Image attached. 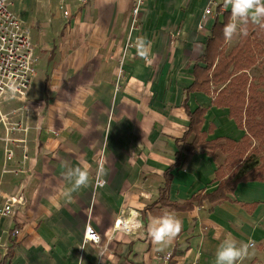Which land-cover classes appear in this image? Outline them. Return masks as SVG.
Returning <instances> with one entry per match:
<instances>
[{
    "label": "crops",
    "instance_id": "0c3cea01",
    "mask_svg": "<svg viewBox=\"0 0 264 264\" xmlns=\"http://www.w3.org/2000/svg\"><path fill=\"white\" fill-rule=\"evenodd\" d=\"M34 1L12 0L23 25L34 14ZM208 1L144 0L143 28L132 32L128 47L132 0H68V16L58 0L53 16L59 24L50 33L31 30L37 56L32 81L40 85L15 100L31 110L25 119L30 151L16 195L20 203L13 216L0 220V236L7 234L0 264H214L228 235L253 242L242 264H264V178L240 180L224 197L210 200L207 194L226 178L222 163L230 153L185 147L195 138L187 132L198 109L204 110L201 141L230 145L246 134L228 106L215 101L222 85L190 89L194 67L205 66L200 57L212 24L230 11L219 0L223 10L204 17ZM237 35L224 42L228 50ZM141 39L150 44V63L138 54ZM100 154V178L107 181L102 187L95 186ZM77 166L88 167L90 183L69 199L64 173ZM192 197L189 208L172 207ZM165 213L179 218L182 230L171 244L157 246L148 224ZM118 215L128 218L131 231L114 230ZM135 216L143 227H133ZM86 226L97 242H83Z\"/></svg>",
    "mask_w": 264,
    "mask_h": 264
},
{
    "label": "rangeland",
    "instance_id": "374dc122",
    "mask_svg": "<svg viewBox=\"0 0 264 264\" xmlns=\"http://www.w3.org/2000/svg\"><path fill=\"white\" fill-rule=\"evenodd\" d=\"M36 5L33 11V15L25 19V21L29 24L25 25L29 27V30L39 31L41 29H46L47 32H51L57 24H59V19L53 16L55 12L54 5L59 4L58 0H52L53 7H48L47 0H35ZM34 1V3H35ZM201 1V0H199ZM219 1V0H217ZM68 0H66L67 4ZM68 5V4H67ZM41 6V7H40ZM39 12L37 16V11ZM22 18V19H23ZM141 18V17H140ZM39 23V24H38ZM130 26V21H129ZM143 28L142 21L140 20L137 26V29L141 31ZM179 27L176 29V36L179 34ZM240 35L238 34L235 37L233 43H230V49L228 50L226 44L223 45L221 51L222 56H218L216 61H220L223 56L227 57L230 51L238 44L240 40ZM175 36V38H176ZM252 38V37H251ZM227 49V50H226ZM252 54L253 57L250 59V65H248L243 71L246 76L245 81H239L230 88H227L228 91L231 92L233 89L237 91H241L244 93V99L241 103L236 98L230 100L232 105L235 107L234 115L240 120L241 125L246 129V131H250V128L256 126L255 132L248 133V142L247 143H239L233 149L235 153L230 158L225 157L224 162L222 163V171L225 173L226 177L229 175H233L237 166H241L240 161L238 159H243L244 164L247 167H242L240 172L236 175H239L243 172L244 169L252 166L253 164L259 163L263 160L264 156V44L260 46H252ZM218 59V60H217ZM215 61V63H216ZM233 66L230 65L228 72L232 73ZM237 74H242V71H238ZM229 80L224 81L223 83L217 85L215 87L218 90L221 85L225 86ZM35 82V84H34ZM40 80L33 79L31 83V88L34 85L39 87ZM241 83L245 84L243 88ZM33 85V86H32ZM251 86L252 92L248 91V86ZM241 103V104H240ZM0 112L3 114L5 120L8 117L9 122H17L16 125L10 124L9 126L13 129L11 133H7V131L3 128L2 123L0 122V220L6 216H13L11 212L7 215H2L1 210L6 201H9L11 198L16 197L18 193H22L19 191V186L22 181L20 175L22 174V170L24 169V163L28 159L30 146H29V138H28V127L26 132L18 131L19 123L26 121V117L29 115L31 110L29 106H27L26 102H16L15 100H9L6 102H2L0 104ZM25 117V118H24ZM28 123V122H27ZM29 125V124H28ZM18 138V142H9L6 145V138ZM20 139H23L20 141ZM6 146L11 152L6 151ZM230 147V146H229ZM19 149L22 151L20 152ZM222 150V149H221ZM226 151H224L225 153ZM227 153V152H226ZM239 153H242L240 156ZM264 164L261 165L263 167ZM264 177V172L262 173ZM18 231L15 229L11 231L10 236L17 234ZM6 233L3 234V237L0 236V248L5 244ZM7 246V245H5Z\"/></svg>",
    "mask_w": 264,
    "mask_h": 264
},
{
    "label": "trees",
    "instance_id": "16d2710c",
    "mask_svg": "<svg viewBox=\"0 0 264 264\" xmlns=\"http://www.w3.org/2000/svg\"><path fill=\"white\" fill-rule=\"evenodd\" d=\"M229 18L230 11L224 14L222 20L216 19L212 24L210 28V33L205 41L203 53L200 57V60L205 64V66L201 67L196 65L194 67L195 80L190 89L194 88L206 91L210 84L216 87L224 81L229 80L228 83L218 91L215 101L219 105L228 106L230 110V115L234 118L235 122L238 125H241L240 120L235 116L236 114L234 115L235 107L232 105L230 100L236 98V100H239L242 103L244 99V93L233 89L230 96V91H228L227 88L229 86L231 88L239 80H242V82L245 81L244 78H246V76L243 70L251 64L250 59L253 57L252 46H260L264 44V26L249 22L246 25L247 34H241L238 44L230 51L228 56H223V58L217 62L216 58H218V56H222L221 49L225 42L223 36V27L226 23L229 22ZM230 65L233 66L234 71L232 73L228 72ZM238 71H242V74H237ZM241 86L244 88L245 84L241 83ZM248 91L252 92V88L250 85L248 86ZM203 111V109H198L191 114V123L187 135L190 132H194L195 138L191 143H187L185 145L188 152L197 146L209 147L212 150L220 147L223 151L229 152L230 155H228V158H231L233 156V153L235 152L233 149L230 148L234 147L236 144L239 143H247L248 133L250 134V132H255L256 126H253L252 128H250V131H246V134L242 137L240 142L235 143L230 140V145H221L216 143V141L214 140L201 141L200 136L198 134V128L202 121ZM239 154L240 156L242 155V153ZM243 159H238V161H240L241 166H237L233 175H229L228 177H226L221 182L217 190L207 194V197L210 200H216L224 197V191H227L229 189L231 190L236 184V182L240 180H247L250 178H264L262 176V173L264 172V166L261 167V165L264 164V158L259 163L253 164L247 169H244L243 172L239 175H236L238 172H240L242 167H247L246 164L243 166ZM218 174H220L219 169ZM164 197L165 196L162 194L161 200H165ZM196 198L197 197H192L190 200L184 202L183 204H173L172 207L178 210L187 209L191 206V202L193 200H196Z\"/></svg>",
    "mask_w": 264,
    "mask_h": 264
},
{
    "label": "built area",
    "instance_id": "2783aa9c",
    "mask_svg": "<svg viewBox=\"0 0 264 264\" xmlns=\"http://www.w3.org/2000/svg\"><path fill=\"white\" fill-rule=\"evenodd\" d=\"M80 4L87 3L89 0H76ZM144 0H132L130 7V26L125 38V47L132 44L131 35L137 29L140 21V10ZM224 4V0L221 1ZM12 0H0V104L9 100L23 101L26 98L28 89L30 88L35 70L34 65L37 61V56L34 52V47L30 39L29 27L23 25L17 15L11 9ZM64 16L69 15L67 4L61 0L59 5ZM214 8L222 11V5L217 0H209L204 8V17L214 13ZM230 9V6L228 7ZM203 21L198 24V29H203ZM121 68L117 70L116 89L119 86V78L121 76ZM8 120V117L6 118ZM3 114L0 112V122L7 133L12 130L9 125H16L17 122L6 121ZM18 124V123H17ZM18 131L26 132L29 125L27 121L19 123ZM18 138H6V145L9 142H18ZM23 139H20V141ZM8 146V145H7ZM6 146V151L11 152ZM104 165V155L100 154L97 158V173L96 181L100 178V170ZM102 179V178H100ZM21 197H13L6 201L2 207L1 214L7 215L13 212V205L20 203ZM114 230L126 232V225L123 224L120 215L114 221ZM99 236L91 226H86L83 234V242H97ZM253 245V242H252ZM170 254L164 255L168 259Z\"/></svg>",
    "mask_w": 264,
    "mask_h": 264
},
{
    "label": "clouds",
    "instance_id": "9594fccd",
    "mask_svg": "<svg viewBox=\"0 0 264 264\" xmlns=\"http://www.w3.org/2000/svg\"><path fill=\"white\" fill-rule=\"evenodd\" d=\"M230 6V20L223 27V36L226 42H230L237 34L246 35V25L251 22L264 26V0H224V7ZM139 56L150 63V44L143 39L139 42ZM65 180L71 185L66 189L64 195L71 199V193L82 187H87L90 183V173L87 166H77L68 169L64 173ZM106 180L98 178L97 186H104ZM134 228L143 227L138 216L132 218ZM182 230V222L171 213H165L158 217H153L148 224L149 235L152 243L157 246L171 244ZM252 242L238 241L233 236H226L218 245L215 252L214 264H242L243 260L249 256V249ZM79 264H85L83 259Z\"/></svg>",
    "mask_w": 264,
    "mask_h": 264
},
{
    "label": "bare ground",
    "instance_id": "6f19581e",
    "mask_svg": "<svg viewBox=\"0 0 264 264\" xmlns=\"http://www.w3.org/2000/svg\"><path fill=\"white\" fill-rule=\"evenodd\" d=\"M121 219H122L123 224L126 225V229H127L126 232L131 231V224H130V221L128 220V218L121 217Z\"/></svg>",
    "mask_w": 264,
    "mask_h": 264
}]
</instances>
